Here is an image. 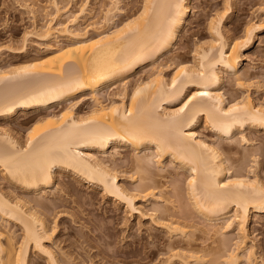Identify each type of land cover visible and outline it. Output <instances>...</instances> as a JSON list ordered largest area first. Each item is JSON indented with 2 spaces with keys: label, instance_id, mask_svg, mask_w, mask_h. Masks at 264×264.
I'll list each match as a JSON object with an SVG mask.
<instances>
[{
  "label": "bare ground",
  "instance_id": "obj_1",
  "mask_svg": "<svg viewBox=\"0 0 264 264\" xmlns=\"http://www.w3.org/2000/svg\"><path fill=\"white\" fill-rule=\"evenodd\" d=\"M60 1L50 0L55 12L45 14L50 18L41 26L32 8L33 28L24 32L21 45L0 48V119L21 116L45 121L28 131L23 142L0 127V172L26 194L0 188V264H93L87 256L76 261L57 248L54 233L58 226L55 221L51 226L43 217L45 211L60 204L53 205L55 199L49 202L46 197L55 194L51 189L63 170L99 185L106 196L121 202L128 211L144 214L137 205L139 194L126 188L115 169L98 157L97 153L106 154L118 145L137 151L152 148L160 158L170 157L185 169L193 210L209 226L224 220L221 227L235 225L238 230L237 246L225 253L221 264H239L240 256L252 264L254 246L248 244L247 225L253 214L264 213V178L255 172L252 176L241 170L231 173L224 153L233 142L249 141L247 130L264 131V101L255 102L245 93L255 82L251 73L240 70L254 37L264 29V8L261 16L249 21L242 34L230 41L223 32L224 12L216 14L210 20L212 41L196 45L194 63L179 62L167 79L156 64L172 50L184 27L192 9L189 0H142L140 13L125 20L120 16L125 14L123 0H110L102 21L92 19L85 25L86 16H95L91 14L92 0H84L75 13L69 3L61 6ZM69 12L73 14L60 18ZM117 16L122 19L118 23ZM5 50L31 62L2 66ZM147 65V80H140L130 94L127 92V102L125 80ZM227 75L234 77L231 86L244 90L228 102L222 91ZM116 88L124 91L120 89L119 99L103 103V92ZM88 101L91 109L85 116L79 115L76 111ZM55 106L62 107L60 112L52 111ZM200 120L221 139L220 145L200 136L196 131ZM253 151L257 166V158L264 157V142ZM109 156L113 159L114 153ZM148 157L136 159L143 170L141 161L148 162ZM141 182L135 191L154 195V186ZM33 194L43 198L29 197ZM158 222L170 234H187L179 221ZM93 228L106 241L111 236L107 222ZM81 236L87 244L100 247L93 237ZM99 252L104 258L110 256L103 247ZM171 256H182L183 264H191L189 258L200 259L194 252Z\"/></svg>",
  "mask_w": 264,
  "mask_h": 264
},
{
  "label": "rangeland",
  "instance_id": "obj_2",
  "mask_svg": "<svg viewBox=\"0 0 264 264\" xmlns=\"http://www.w3.org/2000/svg\"><path fill=\"white\" fill-rule=\"evenodd\" d=\"M83 1L65 0L62 2L61 0L60 2L61 6L62 3L63 6H66L64 3H69L71 5L70 11L72 10L75 13L78 12ZM111 1L92 0L91 7L93 6L94 13L91 14H95V16L91 19H89L90 16H86L82 21L83 25L92 21V19H97L100 22L104 15L103 11L107 8L106 5L109 7ZM140 1L142 2V0L122 1V7L126 14V17L125 14L120 15L122 19L124 17L123 20L128 16H135L140 13V5H142ZM189 2L192 8L191 12L184 27L181 28L172 50L165 52L156 64L161 68L162 74L167 79L171 78L170 76H172L179 62L184 60L183 62L194 63V48H196V45H205L212 41L213 37L209 28L210 20L215 19L216 14L224 12L223 32L227 40L230 41L242 34L245 25L249 21L261 16L263 13L261 8H264V0H230L229 4L227 0H189ZM49 3L50 0H0V48L5 49L10 45H21L20 42H22L24 32L33 28L35 20L33 9L34 12L36 11L37 15L35 16L38 17V20L36 19L38 24L45 23V20L50 18L48 16L55 12ZM48 12L50 15L45 17ZM69 14L73 13L63 14L60 18L65 19ZM120 16L116 17V20H118L116 23L120 21ZM108 27L109 25H106L105 28ZM11 31L14 33H11ZM4 52L1 57L3 58L1 60L2 66L9 65V63L10 65H18L26 61L31 62L30 58L15 54L11 55L6 50ZM149 70V65L140 67L135 73L127 77L125 80L128 83L127 102L129 101L130 91L135 84L140 80H147L150 74ZM240 70L241 73L244 71L251 73L252 80L255 82V84L244 89L246 90L245 93H249L255 102L264 101V29L258 32V37H254L249 49L246 51L245 59L240 64ZM233 78L230 75L225 76V84L222 87L227 102L244 91L239 90L236 85H230V83L235 84ZM257 83L260 85L259 87L256 86ZM120 89L105 90L101 97L102 102L107 104L110 99H119V93L124 92ZM61 109V106H55L52 111L60 112ZM90 109L91 102L88 101L83 108L78 109L79 112H76L83 116ZM20 118L21 116L15 118L17 120L7 119V121L5 118H1L0 127L3 126L10 130L22 142L25 140L28 131H34L38 126L45 123L40 117L33 120H25L26 118H21L23 119L21 120ZM196 131L207 141H215L217 145L221 144V139L203 120H200L196 126ZM246 134L249 141L233 142V147L224 153L227 159L225 165L228 166L231 173L241 170V172L252 176L255 172L261 178H264V157L259 156L257 158L260 163L256 166L253 162V159L257 157H255L256 152L255 155L252 153L255 146L257 148L258 143L262 144L264 142V131L247 130ZM118 146L115 150L109 149L106 154L97 153L98 157L115 169L119 174L118 176H120L121 183L127 186H125L126 188L131 192H135V194H139L137 205L144 214L139 215L128 211L121 202H115L114 199L106 196L99 185H91L86 180L75 176L73 172L63 170L59 172L60 181L56 180L55 187L51 189L52 193L55 192L56 195L53 194L52 196L50 194L51 196L46 197L49 202L55 199L52 201L53 205L54 202H56V205H58L57 202L60 204L58 206L54 205V208L48 209L50 210L48 213L45 211V214H42L48 224L54 226L53 222L55 221L58 226L54 233V241L57 242H55L56 247L61 248L64 252H69L68 254H71L76 261L83 260L87 256L86 258L93 260V264H183L182 256H171V254L177 252L186 254L194 252L199 255V260L189 258L191 264H210L212 260H215L217 264H221L225 253L237 246L238 230L235 228L236 226L221 227L224 220L218 221V225L214 227L207 225V222L193 210V206L188 201V172L179 167V164L170 157L160 158L152 148L137 151L127 145ZM112 152L114 157L110 159L109 155ZM143 156H149L148 158H150L148 162L141 161V164L144 165L141 167L144 170L140 168V164L136 161L137 158H143ZM5 177L0 172V188L2 187L4 191L13 192L15 190V193L22 192L21 194H25L20 188H15L13 182ZM143 177H146V179L143 180ZM140 180L154 186V195L142 196L145 193L135 191L136 186L141 182ZM36 195L33 194L29 197H42L41 194L40 196L37 195L38 197ZM46 198L44 199L47 201ZM155 216L157 217L155 218ZM170 218L185 226L187 234H170L158 222ZM100 222H107L111 226V236L106 237L107 241L100 237L93 228L95 224L97 225ZM11 226L9 224V227ZM13 229L18 230V227L13 226ZM247 229L249 233L248 244L254 246V256L250 258L252 264H264V213L253 214ZM82 234L93 237L100 247L105 248L110 253L111 257L104 258L99 252L100 247L87 244L84 237L81 236ZM94 240L92 242L95 243ZM61 249H58V251H61ZM240 251L241 249L236 252ZM246 262V258L240 256L239 264H246Z\"/></svg>",
  "mask_w": 264,
  "mask_h": 264
}]
</instances>
